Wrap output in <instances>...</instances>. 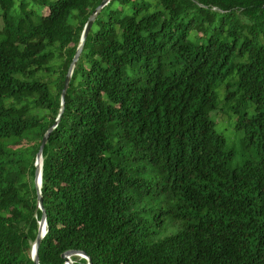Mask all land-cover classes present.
<instances>
[{"label": "trees", "instance_id": "1", "mask_svg": "<svg viewBox=\"0 0 264 264\" xmlns=\"http://www.w3.org/2000/svg\"><path fill=\"white\" fill-rule=\"evenodd\" d=\"M103 1L0 0V264L39 197L38 264H264V0H110L62 105Z\"/></svg>", "mask_w": 264, "mask_h": 264}, {"label": "water", "instance_id": "2", "mask_svg": "<svg viewBox=\"0 0 264 264\" xmlns=\"http://www.w3.org/2000/svg\"><path fill=\"white\" fill-rule=\"evenodd\" d=\"M109 1L110 0H104L102 2L101 6L98 7V9L96 10L95 14L93 16H91V18L89 19V22L86 25V28H85L83 36H82L81 44H80V46H79V48L77 50V53H76V55L74 57V60H73L72 66L70 68L69 74H68V76L66 78L65 88H64L63 93H62V105H64V99H65V95H66V91H67V87H68V84H69V80H70L72 71H73V69H74V67H75V65H76V63H77V61L79 59L82 47H83L84 42H85V37H86L89 29L92 26V23H93V20H94V16L98 13V11L102 8V6L107 4ZM47 139H48V134H46L44 136V138H43L42 145H41V148H40V150L38 152V155H37V158H36V163H35V166H36V170H35V184H36V187L38 189L39 194H41V187H42L43 148H44V146H45V144L47 142ZM39 208L42 210L43 214H42L41 220L39 221L38 238H37V240L34 243L33 248H32V259L37 264H38V250H39L42 238L47 233V220H46V214H45V210H44V206H43V200H42L41 197H39ZM74 255L75 256H79L81 258L87 259L89 264H91V259L89 257H87V255L84 252H82V251H68L66 254H64V258L66 259V263L65 264H72L71 256H74Z\"/></svg>", "mask_w": 264, "mask_h": 264}, {"label": "rangeland", "instance_id": "3", "mask_svg": "<svg viewBox=\"0 0 264 264\" xmlns=\"http://www.w3.org/2000/svg\"><path fill=\"white\" fill-rule=\"evenodd\" d=\"M75 256V255H74ZM72 260V259H71Z\"/></svg>", "mask_w": 264, "mask_h": 264}]
</instances>
